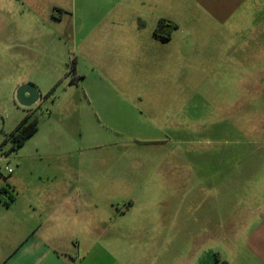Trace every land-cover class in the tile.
<instances>
[{"label": "rangeland", "instance_id": "rangeland-1", "mask_svg": "<svg viewBox=\"0 0 264 264\" xmlns=\"http://www.w3.org/2000/svg\"><path fill=\"white\" fill-rule=\"evenodd\" d=\"M174 1L156 10L151 0H0L9 30L0 44V187L15 176L79 181L88 231L47 240L77 264H178L175 247L191 231H232L261 180L264 0L224 25L194 0ZM52 5L70 12L54 21ZM162 14L178 40L159 47L149 38ZM26 83L41 94L31 107L17 100ZM29 114L38 132L10 151L8 135ZM0 196L4 248L28 216Z\"/></svg>", "mask_w": 264, "mask_h": 264}, {"label": "crops", "instance_id": "crops-1", "mask_svg": "<svg viewBox=\"0 0 264 264\" xmlns=\"http://www.w3.org/2000/svg\"><path fill=\"white\" fill-rule=\"evenodd\" d=\"M160 1L151 0L156 10V4ZM194 1L206 10L213 20L224 25L233 15L246 13L248 8L245 9L244 6L250 0ZM34 7L32 5L31 9ZM31 12L34 13L33 10ZM69 12L70 8L67 6L52 5L48 9L53 20L59 22ZM160 17V20L174 22L171 17L166 19L164 14ZM159 22L154 24L155 29ZM8 33L6 19L0 20V44L7 41ZM153 34L149 41L154 40L159 47L176 44L178 40L175 31L170 39ZM6 49L5 46L4 50ZM79 184V181L70 178H55L48 182L22 181L18 176L13 178L9 189L12 190L15 200L8 207L22 202L25 205L21 210L22 215L28 216V220L26 223L20 221L19 239L7 247L0 248V264H77V260L64 252L60 244L48 243L47 240L49 238L50 241L54 236V231H88V212L81 201L79 202L82 194ZM245 199L239 214L231 219L232 231H217L216 227H213L212 231L202 233L183 231L190 232L187 235L190 243L176 245L175 253L180 258L178 264H264V170L261 180L255 183ZM73 202L76 204H72ZM91 215L93 222L90 229L96 231L97 214Z\"/></svg>", "mask_w": 264, "mask_h": 264}, {"label": "trees", "instance_id": "trees-1", "mask_svg": "<svg viewBox=\"0 0 264 264\" xmlns=\"http://www.w3.org/2000/svg\"><path fill=\"white\" fill-rule=\"evenodd\" d=\"M177 28L178 26L176 23L162 19L158 23L154 33L158 37L170 39L173 32ZM38 130V118L36 116H33L32 114L27 115L16 127V129L8 135L7 142L9 141L12 143L10 151H17L21 149L26 144V142L38 132ZM1 194H4L10 198L8 201H6L7 206H10L11 203L14 202V196L12 195V192L8 187H0V195Z\"/></svg>", "mask_w": 264, "mask_h": 264}, {"label": "water", "instance_id": "water-1", "mask_svg": "<svg viewBox=\"0 0 264 264\" xmlns=\"http://www.w3.org/2000/svg\"><path fill=\"white\" fill-rule=\"evenodd\" d=\"M40 97V91L31 83L23 84L17 91V100L21 105L26 107L36 104L40 100Z\"/></svg>", "mask_w": 264, "mask_h": 264}, {"label": "flooded vegetation", "instance_id": "flooded-vegetation-1", "mask_svg": "<svg viewBox=\"0 0 264 264\" xmlns=\"http://www.w3.org/2000/svg\"><path fill=\"white\" fill-rule=\"evenodd\" d=\"M161 21V20H160ZM174 33V32H173ZM173 35V34H172Z\"/></svg>", "mask_w": 264, "mask_h": 264}]
</instances>
